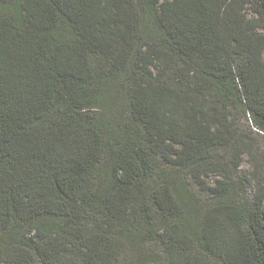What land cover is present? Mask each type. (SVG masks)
Masks as SVG:
<instances>
[{
	"label": "trees",
	"instance_id": "16d2710c",
	"mask_svg": "<svg viewBox=\"0 0 264 264\" xmlns=\"http://www.w3.org/2000/svg\"><path fill=\"white\" fill-rule=\"evenodd\" d=\"M255 133L264 0H0V264H264Z\"/></svg>",
	"mask_w": 264,
	"mask_h": 264
},
{
	"label": "rangeland",
	"instance_id": "374dc122",
	"mask_svg": "<svg viewBox=\"0 0 264 264\" xmlns=\"http://www.w3.org/2000/svg\"><path fill=\"white\" fill-rule=\"evenodd\" d=\"M241 124L243 125L244 129H248V125H250L249 122L246 123L244 120H242ZM250 143L254 145V150L259 155L260 161L263 163L264 136L260 133H255L250 136ZM231 173L233 176L232 178L235 181L242 182L244 180L240 187V195L242 199H251L253 197V194L258 187V183L253 179L254 177H258L260 184L262 182L264 183V168L261 169L258 173H254L252 171L251 164L246 157L244 158L240 169L236 172L231 171ZM182 176L189 190L199 199L202 207L207 208L209 206L215 205L216 200L210 194L201 191L196 181H194V179H192V177L188 173L183 172ZM204 179L209 186H214L217 180L219 179V174L216 172H211L209 174L204 175Z\"/></svg>",
	"mask_w": 264,
	"mask_h": 264
}]
</instances>
